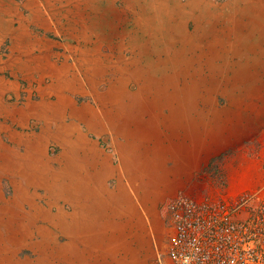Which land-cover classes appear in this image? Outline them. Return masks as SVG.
<instances>
[{"label":"rangeland","instance_id":"rangeland-1","mask_svg":"<svg viewBox=\"0 0 264 264\" xmlns=\"http://www.w3.org/2000/svg\"><path fill=\"white\" fill-rule=\"evenodd\" d=\"M52 1L2 0L4 9L15 6L13 15H20L13 17L12 29L0 42V79L13 87L7 89L6 102L12 108H21L29 100L33 103H42V100L52 104L60 102V109L64 111L58 118L64 120L60 124L76 123L85 135V141L81 138L80 146L76 148H86L87 143L95 145L103 157H109L111 167L123 182L127 194L124 201L129 202V207L123 205L120 215H130L133 228L142 229L151 223L154 212H159L166 234L163 233L164 240L158 250L164 248L170 229L167 203L171 198L164 200V197L173 183L181 180L189 181V184L176 194L183 192L199 199L251 196L249 218L253 224L259 222L264 235V0H205L210 13L197 20L199 27L196 28L195 21L190 18L187 24L171 28L175 22L179 24L185 19L182 12L189 9V0H128L136 3L133 4L134 11H139L138 6L148 4L152 9L147 13L155 14L148 29H142L143 40L138 53L135 55L125 47L119 57L117 51L111 49L117 45L112 31L100 23L96 30H99L101 42L97 38L76 40L60 31L48 32L40 25L37 28L35 24L30 26L27 19L36 22V16L29 9L35 3L50 6L48 14L53 8H68L65 2ZM123 1L102 0V10H121ZM69 8L74 9V6ZM131 15L132 19L124 15L126 23L119 25V30L126 28L125 33L136 34L143 20L140 21L137 14ZM21 17L31 33L30 40L19 33ZM167 18H171V25L166 23L162 27L159 24L152 28V23ZM207 18L215 24L209 40L201 36ZM48 22L52 24L50 20ZM61 22L67 26V20ZM151 29L153 35L148 36ZM19 34L34 45H25L23 49L31 48L36 54L47 56L40 59L41 68L32 74L26 68H22L24 74L18 73V65L11 63L16 55L14 49L17 50L15 39L22 41ZM198 34L200 43L196 38ZM100 43L103 44L101 51ZM82 50L102 52L97 66L100 64L104 70L99 73L78 70L76 60ZM35 60L27 59L28 63ZM7 62L12 64L17 76L11 75L9 68H2ZM59 73L63 75L60 77ZM75 75L77 83L72 80ZM30 76L35 79L42 76L43 82H28ZM54 77L57 81H69L53 83ZM51 87L68 91L57 89L58 92L48 96L46 90ZM88 107L99 108L105 121L115 120L112 127L104 122V126L110 128L101 136L90 134L87 130L90 127L73 116L76 110L87 114ZM43 123L36 118L30 120L25 129L13 126L10 137L2 133L1 141L9 150H0V155L7 157V168H41L44 161L49 160L53 163L48 166L57 169L55 161L63 152L57 144L50 142L34 151L24 144L18 145L17 140L9 141L12 135L40 134ZM129 131H132L130 144L134 142V145L119 146V143H125ZM65 148L69 159V153L75 148ZM25 154L28 157L23 156ZM31 157L35 158L33 163ZM64 171L68 172V169ZM10 173L8 169L6 175L0 176V264H74L73 251L69 254L67 246V230L62 223L71 209L69 204L57 203L59 197L55 202L54 195L51 200L45 186L28 185L30 189L27 190V184L19 174ZM115 178L104 180L110 190L116 188ZM159 189L162 192H157ZM26 196L29 200L34 198L39 212L55 216L56 226L51 228L52 231L43 221L29 225L28 218L34 211L31 204L25 203ZM138 214L141 224L135 219ZM49 239L52 240L50 243H38Z\"/></svg>","mask_w":264,"mask_h":264},{"label":"crops","instance_id":"crops-1","mask_svg":"<svg viewBox=\"0 0 264 264\" xmlns=\"http://www.w3.org/2000/svg\"><path fill=\"white\" fill-rule=\"evenodd\" d=\"M49 1L51 0H47V2ZM198 1L201 2L196 3V9L189 8L186 12H182V15L185 16V19H183V21L180 20L179 24L175 22L173 25H171V18H167L165 20H160L156 23H152V25H154V27L152 26V28L159 26V24H161L163 27V25L166 23L168 26L171 25V28L175 25H182L183 23L185 25L187 24L189 18L191 21H195V28L199 27V23L197 22V20L206 16V13H210V11L207 10L208 6L205 5V0ZM52 2H65L68 5V8H53L49 10L51 14H48V8L50 6L48 7L45 4L38 5L35 3L33 4V7H29V9H31V11H33L34 13V16H36L35 20L37 24L36 22L34 23L32 21H29L28 19L27 23L30 24V26L31 24H35L36 28L38 27V25H40L48 32H54L53 30H56L57 32L60 31L64 35L72 37L76 40L97 38V40L101 42L99 30H96L98 26L97 24L100 23L108 31H112L114 40L117 41V45L111 49H113V51L115 52L117 51L116 53L118 54V57L119 55L121 56V54H123L122 52L125 47L126 49L129 48L135 55L136 53H138V50H140V41L142 42L143 40L141 36L144 31L142 29H148V26L151 25L150 20H152L155 14V12L154 14L147 13L148 10L152 9L148 4H146V6H138L137 8L139 9V11H134L133 4L136 3L128 0L123 1L121 10L115 11L113 8L111 10H106L107 8L102 10V0H53ZM69 6H74V9L69 8ZM14 9L16 10L15 6H10V8L4 9L2 0H0V42L3 41L8 32L12 29L13 17L20 16L19 14L13 15V11H15ZM45 13L47 15H45ZM131 14H137L138 16H140V18L138 19L143 20L142 24L139 23L141 27L136 31V34H132V32L125 33V31L123 30L126 28L119 30V25H125L126 23V15H129L132 19ZM5 17H7V19H5ZM193 18H195V20H193ZM47 19H49L52 24H50L48 22L49 20L47 21ZM62 19L67 20L66 27L63 26L61 22ZM24 22L25 20L22 17L18 21V25L20 27L19 33L21 32V34L25 36L26 39L30 40L29 37L31 36V33L27 30V26L24 24ZM137 25L135 24L136 27H138ZM214 26L215 24H211V20L207 18V23L203 27V33L201 36H206V39L209 40L211 35L213 36L214 32L212 28ZM151 30L152 33L147 30L149 34L148 36L153 35V29ZM21 34L19 35L23 42L20 39H15L17 41V50L14 49V53L16 55H14V60L11 63L13 64V66H15L16 64L18 65V73L24 74L22 73V68H26V70L28 69V72L31 71L30 74H32L33 71L38 70L39 67L42 66L43 63L40 62V59L43 60L44 57L47 56L38 55L36 54V50H31V48H29L28 50L23 49L25 45H34H32L27 40H24ZM201 36H199L198 34V36L196 37L199 38V43L201 42ZM108 39L109 38H107L106 40L109 41ZM147 39H149V37ZM134 40H136V42L133 45ZM102 45L103 44L101 43L99 45L100 51ZM134 49H136L135 52ZM100 51L97 53H90V51L82 50L76 60V63L78 64L77 69L85 73L102 72L104 69H102L101 65L99 64V66H97L98 59L100 60L102 55V52ZM27 59L36 60L35 62L30 61V63H28ZM12 64H10V62L4 63L2 65V68H9L11 75L15 74L17 76V73H13L14 68ZM118 64L119 63H117V65ZM49 66H51V64H49ZM65 66L70 67L71 65L65 64ZM54 69L55 65H53V71ZM59 75L61 77L63 74L59 73ZM29 79L30 80H28V78H25L24 80H28V82L32 81L33 83L43 82L42 76L39 77V79H35V77L30 76ZM65 80L69 81L67 79H60L57 81V78L54 77L53 83L56 81L60 82ZM72 80L76 83L79 82L76 75L75 77H72ZM10 84L11 83H8L4 79H0V150H4V152H7L9 150L5 142L1 141L2 133H7V136L10 137V135L12 134L11 130H13V126H16L17 129H25L30 125V120L37 118L38 121L44 122V126L41 128L40 134L33 136L27 134L26 137L20 134L12 135V139L9 140L10 143L17 140L16 143L18 145H20L19 143H21L24 144L27 149L37 151V148H39L40 146H46L50 142H53L57 144V146L61 147L63 152L60 154L59 160L55 161V164H57L56 170H53L52 167L48 166L52 162L49 160L46 162L44 161V165L41 168H38V166L22 167L21 169L14 167L7 168V157L5 155H0V176L3 177L4 175H6L5 172L10 169L13 175L14 173H18L20 178L25 181V183L27 184V190L30 189L28 185H36L37 187L40 186L43 188L45 186L46 188L44 189H46L45 191L47 192V194H49L47 196L50 197L51 200L53 199L52 195H54L55 202L56 198L59 197L57 199V203H59L60 201H64L69 204V208L71 209L68 211V216L63 219L62 223L64 229L67 230V246L69 249V254L71 253V251H73L74 264H153L158 246L161 245L164 240H162V235L163 233H165L163 222L159 218V212L155 211L154 215H152V218L150 217L151 213H147L151 220V223L149 222L148 226H144V228L141 226L142 229H139L137 227L133 228V218H131L130 215H120V212L123 211L122 206L128 205L129 207V202L124 201L126 200L124 195L127 196V194L125 192V188L122 185L123 182L117 176L114 168L111 167L112 164L109 161V157H103L102 152L98 150L95 145L86 142L88 145L86 148H75L72 153L68 152V159V155L66 153L67 149L65 148V145L61 146L58 143L60 133L65 130H77L83 137V139L85 138V135L82 134L80 129H78L76 123L60 124V122L64 121L62 119H58L60 116H62L61 112H64L63 109H60L62 107L61 103L56 102L55 104H52V102H45L44 100H42V103H33L29 100V102H27V104L21 108H12L6 102V98L9 96V94L6 93L7 89L9 88V86L11 89H13ZM66 84H69V82H66ZM57 89H60L61 91L66 90V88L55 89V87H51L50 89L46 90V94L48 96H52L55 91L58 92ZM48 107H53V110H51L50 113L52 114L51 119L49 118L50 114L45 115L43 111L44 108L46 109V111H50V109L48 110ZM73 116L76 117V119L80 122H83L84 124L86 123V126L90 127V129H87L88 132L97 136H99L100 134L102 135L103 131L110 128H106L104 126V122L107 121L112 127L111 124H113V122L115 121L112 118L106 119L105 121L99 108L90 109V107H88L87 114L85 115L76 110L73 113ZM116 127L118 126L116 125ZM131 132L132 131H129L127 133V136H125V143H119V146L125 148L128 147V145H134V142L130 144L129 140L132 136ZM23 156L28 157L26 154ZM30 160L31 163H33V161H35V158L31 157ZM124 167L127 169V165H125ZM62 169L63 171L68 169V172H64L63 177V174H59ZM66 174H68V176H66ZM114 176L116 177L115 180L117 182L116 188L114 190H110L105 186V181L108 177ZM188 184L189 181L182 180L173 183L170 192L168 194L166 193L164 200L174 197L176 192L186 188ZM60 185H67L68 192H66L65 194L60 193L58 195L57 193L59 191ZM56 186L57 188L54 189ZM157 192L162 191L159 189V191L157 190ZM22 195L24 196V194ZM26 199L27 196L25 198V203L31 204V208L34 211V214L31 216V218H28L29 225L33 226L38 222L43 221L44 223H46V227H49L48 230H51V228H55V216L52 217L49 215V213L47 214V212H39L40 210L36 208L33 197H31V200ZM48 208L50 210L51 205ZM140 217L141 215L139 216V214L135 216L138 224H141ZM38 234L42 238L41 230H39ZM27 235H30L29 232L27 233ZM51 241L52 240L50 239L48 241L41 240L38 243L47 244ZM159 249L162 250L163 248L159 247ZM154 250L156 252H154Z\"/></svg>","mask_w":264,"mask_h":264},{"label":"built area","instance_id":"built-area-1","mask_svg":"<svg viewBox=\"0 0 264 264\" xmlns=\"http://www.w3.org/2000/svg\"><path fill=\"white\" fill-rule=\"evenodd\" d=\"M250 200L179 192L167 203L169 235L153 264H264V235L249 218Z\"/></svg>","mask_w":264,"mask_h":264},{"label":"bare ground","instance_id":"bare-ground-1","mask_svg":"<svg viewBox=\"0 0 264 264\" xmlns=\"http://www.w3.org/2000/svg\"><path fill=\"white\" fill-rule=\"evenodd\" d=\"M189 2H190V4H189V8L190 9H194V8H197V6H196V3H198V0H189ZM168 3V2H167ZM187 6H188V3H187ZM165 7V6H164ZM163 8V7H162ZM162 10V9H161ZM168 10V9H167ZM185 11V10H184ZM168 12V11H167ZM166 71V70H165ZM50 109V111H46V109L45 110H43L44 111V114L45 115H47V114H50L51 113V110H53V107H48V110ZM51 115V114H50ZM79 121V120H78ZM82 124V123H81ZM86 124V123H85ZM51 125V124H50ZM52 129V128H51ZM93 129V128H92ZM54 130V129H53ZM63 135L62 136H59V139H58V143L60 144H62V145H65L69 150L71 149V148H76V147H79L80 145H79V140L82 138L83 139V137L80 135V133L77 131V130H72V131H70V130H65V131H63V132H61ZM78 134V135H77ZM74 135H77L78 137H74ZM64 172L65 171H61V172H59V174L61 175V174H63V176H64ZM66 175H68V174H66ZM43 176V175H42ZM62 176V177H63ZM65 186V185H64ZM63 185H60L59 186V191H58V195L61 193H63V194H65L66 192H68V187H67V185L64 187ZM57 188V186L54 188V189H56ZM51 220V219H50Z\"/></svg>","mask_w":264,"mask_h":264}]
</instances>
